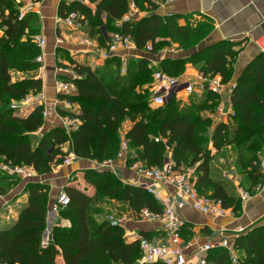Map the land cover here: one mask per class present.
Returning a JSON list of instances; mask_svg holds the SVG:
<instances>
[{
  "label": "trees",
  "instance_id": "trees-1",
  "mask_svg": "<svg viewBox=\"0 0 264 264\" xmlns=\"http://www.w3.org/2000/svg\"><path fill=\"white\" fill-rule=\"evenodd\" d=\"M89 1L95 9L80 3L62 2L60 16L70 12L82 14L91 36H97L102 48L108 47L113 34H120L130 36L138 51H145L151 45L153 55L160 54L169 42L188 52L211 31L208 23L192 27L190 17L187 25L181 26V16L157 14V0ZM131 3L140 10L147 6L151 14L124 21ZM22 5L18 0H0L3 32L0 37V164L30 166L43 176L62 166L68 155L100 165L115 162L120 153L121 130L130 122L125 138L135 155L127 157L128 167L140 162L147 168H163L166 160L171 159L177 171L194 169V184L201 196L221 201L225 209L240 213L242 201L235 187L215 175L218 170L213 165V150L220 153L231 146L237 152L236 165L240 166L243 180L245 177L249 181L250 187L246 190L252 195L255 186L263 185L264 54L246 67L236 81L231 95L235 115L230 117L228 124L220 123L213 132V121L204 113L216 111L220 96L211 91L202 92L203 97L197 101L192 99L189 105H182L174 95L164 106L150 107L151 88L148 85L153 82L156 68L146 57L128 58L125 74L122 73L124 61L119 55L109 57L102 67L96 68L72 62L75 75L67 79L77 91L62 96L61 100L80 107L77 113H66L79 118L81 126L70 136L60 126L40 135L45 124L44 106L36 108L28 117L17 116L12 109L14 102L44 87L43 79L37 76L41 68L37 62L41 49L34 41L41 34L40 18L37 13H28L20 20ZM237 56L230 42L221 41L186 58H165L158 69L181 77L188 64H201L200 74L220 76L223 83L228 84L235 73ZM16 73L34 76L14 80ZM66 113L61 112L62 115ZM67 143L70 150L66 153L63 146ZM1 169L0 196H5L10 187L2 183L21 179ZM84 179L95 188V194L90 196L70 184L64 187L70 203L61 216L69 220L71 226L54 227L49 244H43L42 238L48 228L51 187L44 183H28L23 193L28 195V201L17 221L7 229H0V262L58 264L57 258L61 255L64 264H135L141 256L139 243L128 241L125 229L111 224L108 219L111 214H106V207H110L111 202L125 204L132 213L130 216L138 218L145 209L160 215L163 205L147 189L125 184L111 170L89 169ZM189 227L187 224L182 230L184 238ZM235 250L241 254L238 264H264V226L238 237ZM207 259L211 264H234L231 254L224 248L209 251Z\"/></svg>",
  "mask_w": 264,
  "mask_h": 264
},
{
  "label": "crops",
  "instance_id": "crops-1",
  "mask_svg": "<svg viewBox=\"0 0 264 264\" xmlns=\"http://www.w3.org/2000/svg\"><path fill=\"white\" fill-rule=\"evenodd\" d=\"M31 1L32 0H30V2ZM61 3V0H41V2H39L35 8L41 23L40 35H43L47 40L45 67L44 71H42L41 77L44 81V87L47 93L49 116L45 121L40 134H45L50 129L60 126L61 124L59 116L62 115L61 112L66 113V111H69L63 107V101L61 100L62 96L56 93L55 86L56 82L65 79V74L63 72L67 73L69 77L71 76L70 78H72L75 73L72 63H63L64 69L59 68L56 65V61L54 59L55 52L53 53V49L56 48V40L58 41L60 38L64 39V41H69V39H75V41L78 40V38H73L70 32H74L75 37H77L76 35L79 33V37H83L82 39L88 35V32L85 31L86 27L85 29L83 28L79 31H71L64 26H59L56 24V18L57 16H60ZM155 3L158 6V10L156 12L157 14L161 16L172 14L181 16L182 19L179 21L181 26L187 25V18L189 17L191 18L192 27L202 23H208L211 26V31L207 34H204V40L195 47L196 49H191V52L205 50L207 47H210L211 45L221 41H227L233 45V49L238 53V56L234 62L235 73L231 82H236L246 67L254 62L260 55H262L257 46L254 44V41L257 38L264 36V0H174L173 2H168L167 0H157ZM89 6L95 9L94 5L90 4ZM150 14L151 11L146 6L144 10H140L138 19L147 17ZM2 34L3 32L0 29V37ZM171 45L172 47L168 46V48L170 47L177 49L176 44ZM93 46L94 47L89 46L88 49H81L76 53L73 52L74 63L88 65L92 68L100 66L102 67L105 63V60L101 57L100 51L103 48H101L100 45L98 47L97 42H94ZM177 51L178 53H185L179 48ZM136 52L137 51H132L130 57H141V55ZM118 54L129 53L121 51L118 52ZM87 55H94L93 57H95L96 60L92 59V63L87 62L85 59ZM149 60L151 61V66L158 68L160 62L164 59H160L158 61L156 56H153ZM200 66L201 64L199 66L188 64L185 73L178 78L180 82L187 83L196 79L201 73ZM182 94L183 93H180L177 97L178 99L180 98L179 100L182 102V105H189L192 99L197 98V100H200L203 97L202 93L199 92H196L194 96H184ZM179 96H182V98ZM224 104L226 109L228 108V110H230L232 108L230 97L227 100L224 99ZM76 108L80 110L78 105ZM79 110H77V112H79ZM16 115L20 117H28L17 112ZM204 116L212 119V132L220 123L228 124L231 120L229 115L222 117L220 120L219 110L215 111L214 113L205 112ZM130 126L131 123L126 122L124 125V131L127 132ZM68 148H70V144L63 146V150ZM211 148L212 143L209 145V149ZM225 148L231 149V146ZM213 152L216 153L215 150H213ZM71 158L72 163L70 165H64L56 168V173L43 176L39 175L40 183L47 184L51 187L49 212L47 217L48 228L46 230L48 232V236L46 240H44L43 234V240L45 244L52 243V230L54 227L69 228L71 226L70 221L61 216L64 208H55V204L61 193L60 189H64L65 186L70 184L68 180L73 179L74 177L79 178L82 176V179L79 178V181L81 180L85 184V188L80 187L78 184H75L74 186L90 196L95 194V190L93 193L87 191V188H90V185L85 181L84 174L80 172V170L85 169L86 167L91 168V166H93V162H90L89 160L77 159L73 155H71ZM121 160L122 159H118L114 162V166L111 171L114 172L115 175L119 176V178H121L125 184H130V182L137 177L135 173L129 169L127 163ZM221 160L222 162H225L223 158H220V161ZM218 166L217 167L219 168L218 172L220 177L235 187L236 195L240 198V191L243 188L240 186L238 187V183L241 179H243L242 175L234 168L233 170L232 168L229 169V167H227L228 170H223L226 168L225 164ZM189 178L193 183H195L196 177L194 176V173L191 176L189 175ZM260 186L261 191L257 192L256 189L259 186H255L253 188L254 195L251 197V199H249L247 202H242V209L239 214H235L232 209H229L226 216L224 217H212L209 215H202L189 206L181 209L179 211L180 217H182L187 222V224L190 225L188 232H186V238L188 239L190 236H192L189 238V240L183 237V246L186 245L187 241L205 244L209 240L221 241L223 239H227L235 249V241L238 237L247 234L253 228L264 226V183ZM19 187L22 188V184ZM156 190L161 193L163 199L181 201V198H178L176 195L175 186L169 183H164L160 186H157ZM243 190H245V188ZM19 192L20 193H18V196H15V199L11 201L10 204H8L6 209L4 207L0 212V222L4 226L3 229H5V227H11L17 221L20 211L27 204L28 195L23 194L21 189ZM116 203L117 207L110 208L111 211H114L117 214H123L124 212L131 213L125 204L119 202ZM121 206L124 208L120 209ZM126 225L125 234L127 231L130 233L134 232L136 234H140L156 245H162L165 241V232L161 222L159 221L135 220L129 221ZM234 254L236 257L241 256L237 250H235ZM57 262L58 264H64L61 255L58 256Z\"/></svg>",
  "mask_w": 264,
  "mask_h": 264
},
{
  "label": "built area",
  "instance_id": "built-area-1",
  "mask_svg": "<svg viewBox=\"0 0 264 264\" xmlns=\"http://www.w3.org/2000/svg\"><path fill=\"white\" fill-rule=\"evenodd\" d=\"M67 4L80 3L82 5H90L89 0H61ZM168 2H173L174 0H167ZM38 3L29 2L19 9V19H23L28 13H36L35 10ZM140 14V9L131 3L129 12L125 15L124 21H132L138 18ZM56 24L59 26H64L71 31H79L83 29L86 25L85 17L79 12H70L64 16H57ZM34 41L38 44L41 49V55L37 58V62L41 65L40 73L44 71L45 67V56L47 50V40L43 35L36 36ZM259 51L264 54V36L257 38L254 41ZM107 48L100 51L101 57L106 61L109 57L113 55H119L123 58L124 67L122 73L126 72V63L128 58L131 56L129 54H118V52H131L138 51L137 47L130 36H122L120 34H113L111 41L108 42ZM152 46L148 45L143 53H151ZM178 53L176 48H165L160 54H170L176 55ZM143 57V56H142ZM66 75L67 73L63 72ZM74 75V73H73ZM71 77V76H70ZM56 82V93L61 96H69L70 94H75L77 89L76 86L70 82L67 78ZM74 76H72L73 78ZM41 78V76H40ZM153 86L151 90L150 105L155 108L164 106L168 102V98L172 95H178L184 93L187 96L199 92L211 91L219 96H224V99H228L232 95L233 89L236 87V82H231L228 84L223 83L220 76H204L200 74L193 81L187 82V86H182L185 83L180 82L178 78L170 76L164 73L162 70H156L153 75ZM183 87L182 89H180ZM63 107L71 112L77 113V104H74L68 100H62ZM56 104V103H55ZM44 106V118L45 121L49 116L48 111V101L47 93L45 87L38 92L32 93L26 96L23 100L14 102L12 109L23 115H30L36 108ZM219 113L226 117H233L235 114L233 112H226L225 104L223 103L219 107ZM60 127L64 128L67 135L78 131L81 126V121L79 118L72 117L66 113V115L59 116ZM158 141V139H157ZM69 144V143H67ZM129 145L125 138V131L121 136V147L118 159L126 158L128 153ZM72 163V158L65 159L64 164L70 165ZM114 162L110 161L105 164L100 165L99 168L103 170H111L113 168ZM261 167L264 169V153L261 155ZM0 168L4 171L11 173L12 175L18 176L22 181L33 179L38 177L39 174L33 167L30 166H16L0 164ZM136 175V179H133L130 184L137 187L142 186L148 190L149 193L153 194L156 199L163 205V213L154 214L147 209L143 210L138 218H134L129 215L126 216H109L108 219L113 226H119L126 229V224L129 221L135 220H145V221H159L163 226L165 232V241L162 245H156L152 243L146 237L136 234L126 232L125 237L131 242L139 243L141 249V256L137 259L135 264H211L207 259L209 251L214 249L224 248L229 251L234 264H238V257L235 256V249L230 244L227 239L221 241H207L205 244H199L192 241H187L186 245L183 246V236L182 230L186 227L187 222L180 217L179 211L185 207H192L195 211L201 213L202 215H209L212 217H224L226 216L228 210L223 207L221 201L212 199L209 197L201 196L197 191L195 184L190 180L194 173V169H188L185 172L175 170V164L171 160L165 163L163 168H147L140 162H135L131 167H129ZM164 183H169L176 188V195L181 198V201L163 199L160 192L156 190L157 186ZM257 192L261 191V186L256 189ZM253 195L246 191H240L241 201L247 202L251 199ZM0 198H3L0 196ZM70 203V199L64 191L60 193L59 198L55 204V208L58 207L66 208ZM126 231V230H125ZM0 264H7L1 263Z\"/></svg>",
  "mask_w": 264,
  "mask_h": 264
},
{
  "label": "rangeland",
  "instance_id": "rangeland-1",
  "mask_svg": "<svg viewBox=\"0 0 264 264\" xmlns=\"http://www.w3.org/2000/svg\"><path fill=\"white\" fill-rule=\"evenodd\" d=\"M18 2H20V3H22L23 5H25V4H27V3H29L30 2V0L28 1V0H18ZM22 5V6H23ZM85 27H86V29H85ZM85 27H84V29H85V31L86 32H88V35H87V37H85L84 39H82V38H80L79 37V33L76 35L77 37H75L74 36V32H70L71 33V36H73V38H78V40H76L75 41V39H69V41H64V39H62V38H60L58 41L56 40V48L55 49H53V53L55 52V55H54V59H55V61H56V65L57 66H59V65H61V67L64 69V65H63V63H68V64H71L72 62H74V60H73V52H77V51H80L81 49H88V47L89 46H91V47H94L93 46V44H94V42H97V44H98V47H99V41H98V39H97V36H94V37H92L91 36V34H90V28H89V26L87 25V22H86V25H85ZM104 30V32H105V28L103 29ZM68 34V33H67ZM70 35V34H69ZM79 42H81V43H79ZM201 42V41H200ZM199 42V43H200ZM198 43V44H199ZM169 44V46H171V44H170V42L168 43ZM197 44V45H198ZM101 47V46H100ZM102 48V47H101ZM168 48V47H167ZM170 48V47H169ZM57 49H59V51H57ZM104 49V48H103ZM181 55H183L182 53H178V54H176L175 56H181ZM94 56V55H93ZM93 56H89V55H87V57H85V59L87 60V62H91V60L92 59H94V60H96L95 59V57H93ZM56 57V58H55ZM90 59V60H89ZM92 63V62H91ZM61 67H59V68H61ZM158 68H156V70H157ZM34 75H32V74H18V73H16V74H14V76H13V78H14V80H17V79H22V78H32ZM37 76H38V78H40V76H42V73H40V71H38V74H37ZM67 76H69V75H66L64 78H66ZM175 77V76H174ZM42 78V77H41ZM175 78H179V77H175ZM154 82V81H153ZM153 82L151 83V84H149L148 85V87L149 88H152V86H153ZM182 95H184V96H186V94H182ZM179 97H181L182 98V96H179ZM151 99V98H150ZM180 99V98H179ZM195 99V100H194ZM193 100L194 101H197V98H194ZM224 103V96H220L219 97V105H218V107L216 108V111L219 109V107L222 105ZM150 107L151 108H154L155 109V107H152L151 105H150ZM228 111L230 112H233V108H231L230 110H228V108L226 109V112L228 113ZM234 113V112H233ZM222 117H224V116H222L221 114H220V120H221V118ZM124 133V128H123V130H121V133H120V136H122V134ZM40 135H42V134H40ZM69 150H70V148H68V149H64L63 151L64 152H69ZM215 152H213V156H214V158H213V165H214V167L216 166H218V165H224L225 164V169H223V170H228L227 169V167H229V169H236L240 174H241V170H240V166H238V165H236V163H237V152L233 149V148H231V149H227V148H225L223 151H221L220 153H215ZM135 155V152H133L131 149H128V153L126 154V156L130 159L132 156H134ZM123 158L121 161H123V162H125V163H127V159L128 158ZM70 159L71 158V155H68L67 157H66V159ZM220 158H223L224 160H225V162H222V160L220 161ZM118 160V159H117ZM116 160V161H117ZM90 162H93V166H91V168H88V167H86L85 169H82V170H80V172L81 173H83V174H85V171L86 170H89V169H96V170H98V171H104L102 168H98V166H99V164L97 163V162H95V161H91V160H89ZM65 164L63 163V165L62 166H64ZM97 165V166H96ZM61 167V166H60ZM219 167V166H218ZM216 168L217 170L219 169V168ZM1 169V168H0ZM233 169V170H234ZM2 171H3V169H1ZM4 172V171H3ZM53 174L54 173H56V169L52 172ZM114 173V172H113ZM1 174H3V173H1ZM1 174H0V177H1ZM216 177H218V178H220V175H219V172H216ZM119 177V176H118ZM244 177V176H243ZM79 178H81L82 179V176L81 177H79ZM79 178L78 177H74L73 179H69L68 180V182L71 184V185H75V184H78L80 187H82V188H85V184L80 180L79 181ZM22 182V183H21ZM68 182H66L67 184H69ZM2 184H5V185H9V187H10V192H9V194L8 195H5V196H1V197H3L2 198V200H4L7 196H11V198L9 199V200H7L8 202H3V201H1L0 200V212H1V210L5 207V209H6V207L8 206V204H10V202L11 201H13L14 199H15V196H18V193H20L19 191H20V189H21V191L24 193V189H25V187H26V185L27 184H24V182L21 180V181H19V180H17V179H15L14 178V181H12V180H7V181H4ZM22 184V188L21 187H19L20 185ZM242 187L243 189L245 188V190L246 189H248L249 187H250V183H249V181L244 177V180L243 179H241L240 181H239V183H238V187ZM20 188V189H19ZM88 189V190H87ZM86 190L88 191V192H92L93 193V191L95 190V188H92V186H90V188H87ZM61 191V193L64 191L63 189H60ZM10 194H12V195H10ZM59 198V197H58ZM1 199V198H0ZM58 200V199H57ZM111 206L109 207V206H107L106 207V210H107V212H106V214H111L110 216H126V217H129V215H130V213H127V212H124L123 214H117V213H115L114 211H110V208H114V207H117V203L116 202H111V204H110ZM124 207H120V209H123ZM0 220H1V218H0ZM6 222V221H5ZM4 228V226H3V224L0 222V229H3ZM5 229H7L6 227H5ZM43 239V238H42ZM43 244H45L44 243V240H43Z\"/></svg>",
  "mask_w": 264,
  "mask_h": 264
},
{
  "label": "water",
  "instance_id": "water-1",
  "mask_svg": "<svg viewBox=\"0 0 264 264\" xmlns=\"http://www.w3.org/2000/svg\"><path fill=\"white\" fill-rule=\"evenodd\" d=\"M194 49H196V48H194ZM193 49V50H194ZM192 50V51H193ZM203 51V50H202ZM47 52V51H46ZM194 52V51H193ZM191 52V51H188V52H185L183 55H181V56H175V55H170V54H167V55H165V54H158V55H153V54H151V53H143V52H141V51H137L136 53H139L141 56H143V57H146V58H149V59H151L153 56H156V58L158 59V61L160 60V59H165V57L166 58H184V57H189V56H191V55H193V54H195L196 52ZM199 52V51H198ZM132 53V51L131 52H129V55ZM192 53V54H191ZM121 55V54H120ZM188 85V83H185L184 85H182V86H187ZM183 87H181L180 89H182ZM172 100V95L168 98V102H170ZM166 162H168V159L166 160ZM114 165V164H113ZM97 166V165H96ZM99 167V166H98ZM105 170V169H104ZM24 182V184H28V183H31V182H33V183H40V176H38V177H35V178H33V179H29V180H25V181H23ZM10 195H12V194H10ZM11 198V196H7L4 200H2V198H1V201H3V202H8L7 200H9ZM47 236H48V232L47 231H45V233H44V240H46L47 239Z\"/></svg>",
  "mask_w": 264,
  "mask_h": 264
}]
</instances>
